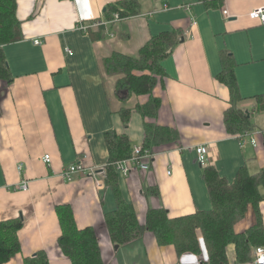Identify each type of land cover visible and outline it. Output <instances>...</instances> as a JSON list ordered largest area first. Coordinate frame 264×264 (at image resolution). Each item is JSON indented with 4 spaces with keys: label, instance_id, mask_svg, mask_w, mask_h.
Here are the masks:
<instances>
[{
    "label": "crops",
    "instance_id": "obj_1",
    "mask_svg": "<svg viewBox=\"0 0 264 264\" xmlns=\"http://www.w3.org/2000/svg\"><path fill=\"white\" fill-rule=\"evenodd\" d=\"M124 1L16 0L23 37L3 45L13 81L0 80V221L21 219L23 226L20 251L4 264H25L39 251L47 253L50 264H73L58 243L63 206L72 209L79 229L96 230L109 264H209L200 234L201 253L179 254L149 230L116 248L106 224V215L117 209L107 182L108 131L133 147L143 145L146 121L178 133L176 142L153 147L150 169L128 176L117 172L122 197L142 224L151 208H165L171 218L213 208L197 146L208 147V165L229 183L243 167L251 174L264 168V135L256 133L264 130V101L257 99L264 95V25L249 16L264 0H224L214 7L201 0H136L139 14L106 23L107 7ZM95 21L104 23L92 26ZM83 24L90 26L84 30ZM172 31L183 39L162 62L165 74L153 90L161 108L156 118L147 119L137 105L150 95L121 101L116 85L124 75L109 74L105 59L114 52L138 56L150 38ZM223 58L232 62L242 98L238 107L255 126L250 132L257 147L249 136L227 130L225 113L232 103L230 87L220 78ZM122 107L131 110L127 127ZM46 153L50 165L43 160ZM78 161L95 174L78 173L68 181L63 170ZM22 180L28 190L18 189ZM259 221L264 227V199L248 205L235 232L246 233ZM255 249L252 244V259L241 260L236 244H228L227 264H253Z\"/></svg>",
    "mask_w": 264,
    "mask_h": 264
},
{
    "label": "trees",
    "instance_id": "obj_2",
    "mask_svg": "<svg viewBox=\"0 0 264 264\" xmlns=\"http://www.w3.org/2000/svg\"><path fill=\"white\" fill-rule=\"evenodd\" d=\"M209 7L220 6L224 0H201ZM119 11L122 17L136 15L140 12L139 2L126 0L110 5L106 9L107 19ZM23 37L21 24L16 16V0H0V80L5 84L13 81V76L6 60L3 45L20 40ZM183 35L177 31L162 32L150 38L140 49L138 56H128L114 52L105 59V68L109 74L121 73L116 93L124 103L133 94H149L150 99L144 105H137V110L145 117L154 119L161 108V99L153 96V90L159 78L165 72L163 60L170 55ZM229 60V61H228ZM223 58L221 79L231 90L232 106L225 113V124L230 133H246L253 131L255 126L247 112L238 107L242 100L234 69L230 58ZM257 99L264 101V95ZM123 124L129 125L131 110L122 107L120 111ZM146 149L178 140V133L155 122L145 123ZM109 149L107 182L111 185L117 199V209L106 215V224L111 239L117 245L126 244L145 230L153 232L162 245L174 244L178 253H201L199 234L202 235L208 252L209 264H227V246L235 243L238 258L250 260L251 245L264 247V227L259 221L246 233L235 232V224L241 220L249 204L259 205L264 199V168L251 174L247 168L239 170L233 183L221 177L218 171L207 165L204 178L207 183L213 208L209 211H198L191 215L171 218L165 208L149 209L145 224H142L133 206L125 201L118 184L116 162L130 158L133 154L131 142L117 134L116 131L105 133ZM62 234L58 243L73 264H109L102 256V250L96 230L93 227L79 229L73 211L69 206L59 208ZM23 226L21 219L0 221V264H4L20 251L19 230ZM247 254V255H246ZM25 264H50L45 251L37 252L33 257L25 259Z\"/></svg>",
    "mask_w": 264,
    "mask_h": 264
},
{
    "label": "built area",
    "instance_id": "obj_3",
    "mask_svg": "<svg viewBox=\"0 0 264 264\" xmlns=\"http://www.w3.org/2000/svg\"><path fill=\"white\" fill-rule=\"evenodd\" d=\"M224 14L228 15V11L224 10ZM249 16L252 19L259 21L262 25H264V5L253 9L249 13ZM122 19L123 17L121 16L120 12L116 11L113 13L112 18L107 19L105 22L108 24H114ZM103 23L104 21H95L92 23V26H98ZM89 26L90 25L83 24L81 25V28L84 30H87ZM35 43L40 44L41 41L35 40ZM67 51L69 52V54H73V51L71 49L67 48ZM256 133L258 134L261 133L264 135V130L256 131ZM245 136H249L252 144L256 147L258 146L259 142L255 135V132L253 133L246 132V133L239 134V137L242 139H244ZM196 153H197V159H198L199 164L202 167H206L208 165V153H209L208 147L206 145L197 146ZM153 158H154V152L151 149H146L144 148L143 145H135L133 147V154L130 158H126V159L116 162L115 164L116 170L117 172L121 173L124 176H128L130 173L135 172L139 169L148 170L151 168L153 164ZM43 160L47 165H50L52 162L51 154L46 153L43 156ZM23 169H24L23 165L20 164L18 166L19 172H22ZM78 173L85 174V175L88 173L95 174V169L92 168L89 170L82 161H78V162H74V163L67 165L65 169L63 170L62 175L68 181H72L74 179V176ZM169 173L171 172L169 171ZM28 188H29V185L26 180H22L18 187V189H21V190H28ZM201 264H204V263H201ZM253 264H264V247L262 246L256 247L255 258H254Z\"/></svg>",
    "mask_w": 264,
    "mask_h": 264
},
{
    "label": "water",
    "instance_id": "obj_4",
    "mask_svg": "<svg viewBox=\"0 0 264 264\" xmlns=\"http://www.w3.org/2000/svg\"><path fill=\"white\" fill-rule=\"evenodd\" d=\"M119 245L116 246V248H118Z\"/></svg>",
    "mask_w": 264,
    "mask_h": 264
}]
</instances>
